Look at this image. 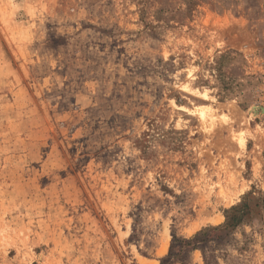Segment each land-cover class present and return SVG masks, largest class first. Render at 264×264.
I'll return each instance as SVG.
<instances>
[{"label": "rangeland", "instance_id": "obj_1", "mask_svg": "<svg viewBox=\"0 0 264 264\" xmlns=\"http://www.w3.org/2000/svg\"><path fill=\"white\" fill-rule=\"evenodd\" d=\"M263 107L264 0H0V264H264Z\"/></svg>", "mask_w": 264, "mask_h": 264}, {"label": "trees", "instance_id": "obj_2", "mask_svg": "<svg viewBox=\"0 0 264 264\" xmlns=\"http://www.w3.org/2000/svg\"><path fill=\"white\" fill-rule=\"evenodd\" d=\"M248 203L247 202H243L242 204L240 205H235L231 208V210H229V212H227V216H226V227H233L235 225H237L242 217H243V214L245 213V209L247 207ZM195 240H184L181 242V244H185V245H190L194 242ZM176 247L172 246V250H171V253H170V256H178L180 255V252H174V249Z\"/></svg>", "mask_w": 264, "mask_h": 264}, {"label": "bare ground", "instance_id": "obj_3", "mask_svg": "<svg viewBox=\"0 0 264 264\" xmlns=\"http://www.w3.org/2000/svg\"><path fill=\"white\" fill-rule=\"evenodd\" d=\"M184 87H185V86H184ZM257 108H258V107H257ZM254 109H256V108H253V110H254ZM262 110L264 111V107H263V109H262ZM251 111H252V110H251Z\"/></svg>", "mask_w": 264, "mask_h": 264}]
</instances>
